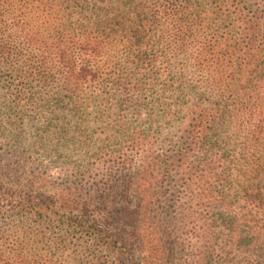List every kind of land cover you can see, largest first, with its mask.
Here are the masks:
<instances>
[{
    "label": "rangeland",
    "instance_id": "374dc122",
    "mask_svg": "<svg viewBox=\"0 0 264 264\" xmlns=\"http://www.w3.org/2000/svg\"><path fill=\"white\" fill-rule=\"evenodd\" d=\"M42 1H28L19 25L12 17L0 19V45L7 41L14 53L10 61L0 60V163L13 171L5 175L14 182L28 173L42 174L49 183L78 196H110L114 190L125 192L121 186L125 185L132 207H136V197L142 196L140 210L145 216L156 212L154 209L162 210L163 222L158 225L161 235L166 232L169 239L162 246L145 240L140 256L143 264H162L156 263L155 255H163L164 248V259L170 264H264V240L261 252L242 253L228 243L221 228L216 230V241L208 237L210 214L230 208L238 215L243 204L240 199L239 204L228 207L218 200L231 187L222 166V139L226 136L222 100L228 99L222 97V66L233 64L232 56L238 57L239 34L232 32L231 40H226L229 26L237 25L239 9L249 10L240 0H139L144 4V27L138 33L143 46L118 43L108 57L111 69L103 71L97 84L81 87L73 95L59 91L62 81L56 70L52 72L55 78L45 75L47 67L54 69L57 63L54 55L40 52V46L63 27L53 21ZM254 1L255 8H264V0ZM129 6V1L77 0L78 11L87 14L99 7L118 15ZM157 9L161 19L152 27L145 26L147 17ZM180 24L187 34L186 41L180 38L182 44L175 39H179ZM25 35L36 36L34 47L24 45L21 36ZM128 36L135 41L131 40L134 32ZM172 36L174 46H170ZM138 56L146 61L136 69L131 61ZM148 59L154 61L148 64ZM128 70L132 79L126 78ZM189 137L195 144L191 145ZM123 157L128 162L121 165ZM248 167L254 177L258 166L251 163ZM243 180L250 193L264 194V173L257 180ZM239 184L232 182L233 187ZM154 194L156 205L149 204ZM164 210L170 212V221ZM4 212L11 225L27 228L34 224L31 217L9 209ZM249 220L251 217H242L239 234L256 237L258 229L247 234L253 225ZM59 228L57 234L67 241L51 238L39 264H87L99 256L113 262L109 252L98 248L90 255L86 239L73 240L67 230ZM144 231L149 232L147 227ZM149 255L153 257L149 259Z\"/></svg>",
    "mask_w": 264,
    "mask_h": 264
},
{
    "label": "trees",
    "instance_id": "16d2710c",
    "mask_svg": "<svg viewBox=\"0 0 264 264\" xmlns=\"http://www.w3.org/2000/svg\"><path fill=\"white\" fill-rule=\"evenodd\" d=\"M28 1H2L0 19L12 17L19 25L26 13ZM43 1L40 4H45L49 16H53V21L60 22L63 27L39 49L44 54L54 55L57 65L51 70L47 67L45 75L55 78L56 75L52 73L54 70L60 74L59 81H62V84H58L57 88L61 92L75 95L81 87L97 84L102 78L103 71L111 69L112 63L108 57L118 43L143 46L138 33H140L139 27H144L145 21L141 12L144 4L139 0H120L122 3L129 1L130 6L128 11L119 10L118 15L105 12V8L99 7L90 14L78 11L77 0ZM253 1L240 0L241 6L249 12L244 10L240 12L239 9L237 25L229 26V32L225 35L226 40L229 41L232 32L239 34L238 57L232 56L230 61L234 63L227 62L222 66L224 67L222 97H228L222 100V127H226L224 131L226 136L222 139V166L231 187L228 186L225 193L218 196V200H223L228 207L236 206L240 203V199L243 204L238 215L228 208L213 212L208 217L210 220L208 237L216 241L218 239L216 230L221 228L226 231L228 243L242 253L261 252L259 246L264 240V194L250 193L246 181L243 180H257L264 173V8L261 9L260 6L255 8L257 2ZM83 2L87 5L92 4ZM93 5L96 7L97 3ZM123 5L127 7L128 4ZM36 10L38 11L39 8L36 7ZM149 16L145 26L149 24L152 27L161 19L159 9ZM183 30L184 27L180 24L179 39L175 38L178 44H182L179 41L181 37L184 41L187 40V34ZM131 32H134L131 40L135 41H130L128 34ZM173 37L175 36L171 37L170 46H174ZM21 40L26 47H34L37 43L34 35L21 36ZM9 45L7 41L0 45L3 46L0 50V60L10 61L13 58L14 53L9 50ZM251 45H257L256 49L248 48ZM144 54L147 55V52ZM144 56H138L136 61H131V64H135L136 69L141 68L146 61ZM225 56L228 58L229 53ZM104 60H106L105 65H103ZM151 61L154 60L148 59V64ZM113 68L116 70L117 67L113 66ZM33 70L37 73L36 68H31V71ZM129 70L134 69L129 68ZM129 70L126 78L132 79ZM12 72L16 73V70ZM123 79L119 77L121 82L124 81ZM189 138L191 145L195 144L194 139ZM127 162L128 159L123 157L120 164L124 165ZM251 163H255L259 168L255 170L254 177L250 174V172L254 174V171L248 167ZM0 164V264H39L38 261L42 259L41 254L46 250V243H49L51 238L54 242L67 241L68 238L57 234L59 225V229L67 230L68 237L73 240L86 239L85 243L89 247L90 255L95 248L100 249L102 253L109 252V256L112 255L113 262L109 258L103 259L99 256L97 260L87 264H117L116 262L143 264L140 256L145 251V240H154L159 246L168 244L166 232L161 235L158 225L163 222L162 210L157 212L154 209L156 212L149 217L145 216L140 210L142 196L136 197V207H132L125 185H121L125 192L118 193L114 190L110 196H78L49 183L41 177L42 174L28 173L25 177H19V180L12 182L10 177L5 175L13 172L10 166L4 162ZM158 167L156 172L159 173L160 167ZM234 181L240 182L239 187L237 185L233 187ZM12 185H16V188ZM242 191L246 193L240 196ZM157 202L158 198L154 194L149 204L156 205ZM8 209L18 215L21 213V217H31L34 224L27 228L11 225L8 221L9 215L4 212ZM164 211L167 220L170 221V212ZM242 217H251L249 222H253V225L249 226L250 231H246L247 234L250 235L258 229V236L243 237L239 234L238 228ZM147 220L149 222L144 226ZM146 227L149 231L147 234L144 231ZM255 241L258 243H254ZM159 250L160 248L156 253ZM165 251L166 248L163 249V255L160 257L155 255L158 260L156 263L170 264L169 260L164 259V256H167ZM152 257L153 255H149V259Z\"/></svg>",
    "mask_w": 264,
    "mask_h": 264
}]
</instances>
